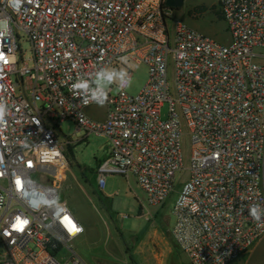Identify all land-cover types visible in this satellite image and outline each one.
Segmentation results:
<instances>
[{"label": "built area", "instance_id": "2783aa9c", "mask_svg": "<svg viewBox=\"0 0 264 264\" xmlns=\"http://www.w3.org/2000/svg\"><path fill=\"white\" fill-rule=\"evenodd\" d=\"M218 4L227 44L175 19L165 0H0V264H86L72 247L83 226L58 193L65 120L107 141L98 191L108 175H133L160 206L187 173L170 235L189 264H229L264 234V218L248 213L264 209V0ZM138 65L147 68L140 91L115 79L103 88L104 119L90 117L97 74L131 78Z\"/></svg>", "mask_w": 264, "mask_h": 264}, {"label": "rangeland", "instance_id": "374dc122", "mask_svg": "<svg viewBox=\"0 0 264 264\" xmlns=\"http://www.w3.org/2000/svg\"><path fill=\"white\" fill-rule=\"evenodd\" d=\"M219 0H183L173 9V17L219 43L227 44L229 34L218 4ZM24 58L30 56L25 37L20 42ZM169 74V71H168ZM97 80V78H96ZM95 80V83H96ZM147 80V68L138 65L133 70L127 92L137 94ZM97 84V83H96ZM101 87V85L97 84ZM111 84H105L103 88ZM112 93L116 89L113 88ZM168 104L160 108V119L167 117ZM86 113L103 120L105 108L94 106ZM59 138L68 141L64 153L68 168L59 177L58 193L83 226V233L72 247L86 264H189L187 257L177 248L169 231L174 222L171 207L187 173L175 175L174 191L160 206H150L145 192L136 184L133 175H108L104 189L98 191L95 171L104 157L105 138L77 131L71 120L56 127ZM181 151L183 166L188 164L189 137L182 129ZM106 195V196H105ZM91 196V200L88 198ZM112 211H109V210ZM160 214L168 218L165 226ZM162 215V216H164ZM229 264H264V234L250 249Z\"/></svg>", "mask_w": 264, "mask_h": 264}, {"label": "clouds", "instance_id": "9594fccd", "mask_svg": "<svg viewBox=\"0 0 264 264\" xmlns=\"http://www.w3.org/2000/svg\"><path fill=\"white\" fill-rule=\"evenodd\" d=\"M97 76L98 78L96 80V83L101 85V89L98 91H94L90 99H85L84 102L86 104L89 102H93L96 103L98 106H103L108 100V92H105L103 90V87L105 84L113 83L117 78L120 80V83L118 84V86L120 87L128 86L130 83V77L128 76V73L124 70L103 71V72H99ZM125 77H127V79H125ZM75 87L87 88V84L79 83L75 85ZM7 111L8 108L6 104L3 101H0V124L4 123V117L7 114ZM248 213L249 216L255 222H261L262 218H264V209H262V206L260 204H253L248 209Z\"/></svg>", "mask_w": 264, "mask_h": 264}, {"label": "water", "instance_id": "95a60500", "mask_svg": "<svg viewBox=\"0 0 264 264\" xmlns=\"http://www.w3.org/2000/svg\"><path fill=\"white\" fill-rule=\"evenodd\" d=\"M183 3V0H165V5L171 9L179 8Z\"/></svg>", "mask_w": 264, "mask_h": 264}, {"label": "crops", "instance_id": "0c3cea01", "mask_svg": "<svg viewBox=\"0 0 264 264\" xmlns=\"http://www.w3.org/2000/svg\"><path fill=\"white\" fill-rule=\"evenodd\" d=\"M105 149H106V146H105L104 150ZM88 198L91 200V196H88ZM157 210H158V213L160 214V211H163L164 209H157ZM109 211H112V210L110 209ZM162 215H164V214H162V213L160 214V217H161L160 221H162V223H164V225L167 226L168 225V218L165 215L164 216H162ZM169 233H170V231H169Z\"/></svg>", "mask_w": 264, "mask_h": 264}]
</instances>
